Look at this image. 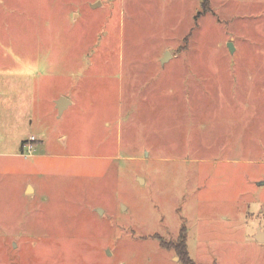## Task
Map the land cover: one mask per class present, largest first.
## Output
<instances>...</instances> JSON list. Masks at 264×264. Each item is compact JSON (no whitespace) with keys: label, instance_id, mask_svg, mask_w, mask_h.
<instances>
[{"label":"rangeland","instance_id":"1","mask_svg":"<svg viewBox=\"0 0 264 264\" xmlns=\"http://www.w3.org/2000/svg\"><path fill=\"white\" fill-rule=\"evenodd\" d=\"M207 1L0 0V264H182L200 217L264 227V0Z\"/></svg>","mask_w":264,"mask_h":264},{"label":"crops","instance_id":"2","mask_svg":"<svg viewBox=\"0 0 264 264\" xmlns=\"http://www.w3.org/2000/svg\"><path fill=\"white\" fill-rule=\"evenodd\" d=\"M46 75H40L41 80L40 81L35 80L33 82V84L39 85V90H44V88L46 87L50 88L52 87V85H54V83H56V80L52 81V79L57 76L53 75V73H50V70L47 72ZM28 76L31 77L30 73H28ZM49 77L51 78L47 80L46 78H49ZM39 90L37 89L38 94H40ZM61 98L67 99L69 101V104H66V107L64 108L63 113L60 115L58 111L57 102ZM49 102H50L51 115L57 114L59 119L62 118L64 114L71 107L74 106L73 100L71 98H69L64 93H58L57 91L55 95L50 97ZM256 125H257L256 127L257 138L256 139H257V152H258V160L256 164L257 166H259L258 168L262 167L264 169V117L258 118ZM32 136H35L39 140V142L42 141L41 140L42 138H45V137H42L40 134L38 135L34 134ZM196 161L201 162V165H202L198 169L199 174L204 173L207 176H209V174L211 175L214 173L213 172L214 170H207L206 168L203 169L202 163H206L204 162V160H196ZM220 162L230 166V165H241L240 163L250 164L255 161L244 162V161H234V160L228 161V159L227 160L222 159ZM226 168L230 170V167H226ZM262 176H263V179L260 181V184H259L260 187L264 186V174H262ZM206 180L208 182V178H206ZM202 181L200 182L201 187H197V190L199 192L202 191L203 189L202 186L205 185L203 183L204 181L203 182ZM29 191L30 193H28ZM23 192L27 196H32L31 193L33 195L36 194V188L34 185H32L31 182L28 181L24 186ZM246 197L241 196V198H246ZM244 204L245 206L247 205L246 208L251 207L247 204V202ZM257 207H260L258 208L259 213L264 214V203L260 202V204ZM230 213H223L219 219L217 218L218 220L217 224H219L220 222L224 226L223 230L219 232L220 236H218V241H217V238L212 239L214 232L210 230L211 226L207 224L208 218L207 217L199 218V223L203 224V227L201 226L203 228V231L204 232L208 231V235L210 238L208 240H204L203 238V243L199 245L200 251L196 254L195 257H193L192 252L190 251V248H189V244H188L187 251L190 257L197 264H264V227L251 228L250 225L248 226L249 222L247 223V225L246 224L240 225L238 223L237 217ZM251 216L252 214H249L247 215V218ZM215 235L217 236V234ZM187 237H188V234H187Z\"/></svg>","mask_w":264,"mask_h":264},{"label":"trees","instance_id":"3","mask_svg":"<svg viewBox=\"0 0 264 264\" xmlns=\"http://www.w3.org/2000/svg\"><path fill=\"white\" fill-rule=\"evenodd\" d=\"M204 1H205L204 6L206 7L208 1L207 0ZM26 141L23 142V147ZM180 238L181 240L177 244L175 243L176 247L174 250L180 256L181 262L183 264H197L194 260H192V258L190 257L187 251V230L184 226L182 227Z\"/></svg>","mask_w":264,"mask_h":264},{"label":"water","instance_id":"4","mask_svg":"<svg viewBox=\"0 0 264 264\" xmlns=\"http://www.w3.org/2000/svg\"><path fill=\"white\" fill-rule=\"evenodd\" d=\"M95 6H97V5H94L93 7H95ZM229 48H230V51L232 52L233 51V46L231 44L229 45ZM169 55L170 54L167 52L165 58L162 60V64H164L168 60ZM66 104H69V101L67 99H65V98H61L57 102L58 111H59L60 115L63 113V110L66 107Z\"/></svg>","mask_w":264,"mask_h":264},{"label":"built area","instance_id":"5","mask_svg":"<svg viewBox=\"0 0 264 264\" xmlns=\"http://www.w3.org/2000/svg\"><path fill=\"white\" fill-rule=\"evenodd\" d=\"M37 142V139L36 137L34 136H31L25 143L24 147L23 148H26L27 149V152H31L33 149H34V143Z\"/></svg>","mask_w":264,"mask_h":264}]
</instances>
